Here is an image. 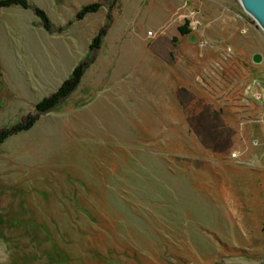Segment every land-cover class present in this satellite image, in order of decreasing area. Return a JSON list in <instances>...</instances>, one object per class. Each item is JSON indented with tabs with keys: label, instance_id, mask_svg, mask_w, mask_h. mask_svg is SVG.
Here are the masks:
<instances>
[{
	"label": "rangeland",
	"instance_id": "obj_1",
	"mask_svg": "<svg viewBox=\"0 0 264 264\" xmlns=\"http://www.w3.org/2000/svg\"><path fill=\"white\" fill-rule=\"evenodd\" d=\"M27 1L0 9V130L89 67L0 147V264H264V122L243 96L264 30L240 1Z\"/></svg>",
	"mask_w": 264,
	"mask_h": 264
},
{
	"label": "trees",
	"instance_id": "obj_2",
	"mask_svg": "<svg viewBox=\"0 0 264 264\" xmlns=\"http://www.w3.org/2000/svg\"><path fill=\"white\" fill-rule=\"evenodd\" d=\"M13 6H19L24 9L31 8L30 3L27 0H0V9L3 8H10ZM101 4L100 3H93L84 6L80 12L77 14L78 20L84 19L88 14L96 13L100 10ZM35 14L41 19L43 27L47 31H51L52 24L46 13L39 9L35 8ZM179 32L181 35L186 36L191 33L189 23H185L183 26L179 27ZM106 35V30L102 29L99 31L97 36L93 39L91 45H90V51H96L101 48L102 46V40ZM175 41V39H173ZM89 67V64L87 62H81L78 64L72 71L70 77L65 80L61 86L58 88V90L53 93L51 96L44 98L42 101H40L36 106V114L35 115H28L23 122L12 126L10 128H3L0 130V147L13 135L28 131L31 128L34 127V125L37 123V121L40 119V116L49 113L53 111L61 102H63L65 99H67L80 85L83 76L85 74L86 69ZM209 113V112H208ZM207 113V115H208ZM214 117V118H213ZM219 116L214 112H210L209 115V137L211 140V143L214 144H223L224 149L228 146V141H223L222 143L218 142L219 138L223 135V133L219 132L216 134L218 130V127H220V121ZM223 128V127H222ZM221 128V129H222ZM215 130V131H213ZM222 134V135H221Z\"/></svg>",
	"mask_w": 264,
	"mask_h": 264
},
{
	"label": "built area",
	"instance_id": "obj_3",
	"mask_svg": "<svg viewBox=\"0 0 264 264\" xmlns=\"http://www.w3.org/2000/svg\"><path fill=\"white\" fill-rule=\"evenodd\" d=\"M191 29L194 30L192 27V23H191ZM148 34L150 36L154 35L152 32H148ZM227 53L230 54L231 51ZM229 58H230L229 56L224 55L225 60L229 61L228 60ZM215 67H217V65ZM260 78L261 77H257V78L253 77L244 85L245 87H244L243 96L250 98L256 110H258L259 118L256 119L255 122L263 123L264 122V79L261 80ZM259 142L260 141L256 140L255 142H253V145L259 147L260 146ZM230 157L236 158L237 154L232 153Z\"/></svg>",
	"mask_w": 264,
	"mask_h": 264
},
{
	"label": "water",
	"instance_id": "obj_4",
	"mask_svg": "<svg viewBox=\"0 0 264 264\" xmlns=\"http://www.w3.org/2000/svg\"><path fill=\"white\" fill-rule=\"evenodd\" d=\"M239 1L244 11L248 15H250L257 22V24L264 30V0H239ZM189 35H191V33ZM253 60L255 63H260L261 56L255 55Z\"/></svg>",
	"mask_w": 264,
	"mask_h": 264
},
{
	"label": "crops",
	"instance_id": "obj_5",
	"mask_svg": "<svg viewBox=\"0 0 264 264\" xmlns=\"http://www.w3.org/2000/svg\"><path fill=\"white\" fill-rule=\"evenodd\" d=\"M174 15H175V13H173ZM170 21V17L168 18L167 17V21H166V23L167 22H169ZM181 35V34H180ZM209 35L210 36H212V37H214V36H216V37H218V35L217 34H215V33H213V31H210L209 32ZM224 35H226V34H224V33H222L221 35H220V37H222V36H224ZM182 36V35H181ZM227 36V35H226ZM175 48V50L173 51H171L170 53V55H172V56H170V61L171 62H174V61H176V59L178 58V56H176L177 54V52H179L178 51V46L176 47H174ZM162 58V57H161ZM189 69V68H188ZM189 72H190V70H188ZM179 78V77H178ZM181 80H183L182 78H181ZM184 83V85L183 86H181V87H179L180 89H187L188 91H190V93H194L195 92V90H190V89H192V81H191V78H189V80H186V82H183ZM180 84H182V83H180ZM177 90V89H176ZM186 91V90H185ZM189 93V92H188Z\"/></svg>",
	"mask_w": 264,
	"mask_h": 264
},
{
	"label": "flooded vegetation",
	"instance_id": "obj_6",
	"mask_svg": "<svg viewBox=\"0 0 264 264\" xmlns=\"http://www.w3.org/2000/svg\"><path fill=\"white\" fill-rule=\"evenodd\" d=\"M183 36V35H182ZM187 36V35H186Z\"/></svg>",
	"mask_w": 264,
	"mask_h": 264
}]
</instances>
